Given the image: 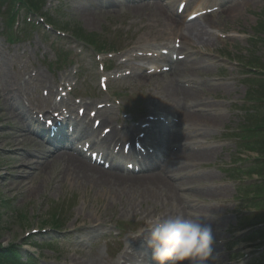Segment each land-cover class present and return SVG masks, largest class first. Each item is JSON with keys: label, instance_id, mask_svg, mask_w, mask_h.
<instances>
[{"label": "rangeland", "instance_id": "1", "mask_svg": "<svg viewBox=\"0 0 264 264\" xmlns=\"http://www.w3.org/2000/svg\"><path fill=\"white\" fill-rule=\"evenodd\" d=\"M8 1H1L4 18L0 17V90L5 87L3 80L8 79L14 87H22L24 99L29 97L30 103L46 111L52 109L49 105L55 103L60 94L69 93L68 97L63 95L61 108L69 110L72 116L83 106L88 107L87 110L104 107L98 110L101 113L107 107L111 110L109 115L114 114L117 119L105 116L107 120L101 128L116 123L129 124L122 134L131 141L139 134L133 126L146 124L144 119L151 115V110L162 115L178 113L179 122L169 117L172 119L169 132L176 133L181 140L185 134L190 140L176 142L187 146L173 145L172 153L176 150L189 153L194 148L215 150L216 154L202 161L170 157L169 164L180 167L171 178L178 187L171 196L114 195L112 190H101L91 183L80 184L71 177L66 178L65 166L60 162L54 164L52 174L50 170L42 172L41 163L36 160L45 161L43 155L49 147L40 149L36 142L18 138L17 130L1 128L4 121L16 126L20 123L4 110L5 96H0L2 247H17L19 264H27L32 258L35 264H74L75 261L77 264H117L126 241L148 218L210 215L214 218L207 221L213 229V252L217 257L210 258L208 264H245L255 256L259 257L257 264H264L260 251L252 252L248 247L249 243L259 242L254 235L247 236V225L255 221L243 218L240 223L238 217L242 212L237 215L242 210V198L248 195L242 184L254 183L259 176L254 169H241L248 165L241 158L257 153L240 149L237 135H242V126H256L264 120V107H257L252 117L251 111H244L250 91L254 94L257 90V96H264V83L259 80V74L247 67L259 68L264 63V0H160L161 3H151L152 6H133L130 0H121L120 4H116L118 0H105L109 1L105 2L108 5L101 4L97 8L90 0H45V3L39 2L43 9L41 14H46V21L65 34L44 30L21 16V39L15 42H11L17 34L8 23L12 17L8 9L10 7L13 15L16 0L7 4ZM182 1L186 2V10L180 11L182 19L187 20L188 14L205 7L208 14L204 16H212L211 27L204 23V32L208 33L204 41L208 44L198 39V34L192 38L187 30L172 21ZM238 3L241 10L230 15L227 11ZM158 7L165 12L156 11ZM86 9L91 11L90 21L86 20ZM22 11L26 16L25 4ZM160 44L164 48L174 46L178 59H185L182 61L187 63L183 68L185 72H181V67L171 68L166 62L159 65L156 74L150 73L144 65L139 66L144 67L140 72L133 65L141 61L120 60L123 50L129 51L131 58L143 50L153 52L152 47ZM113 49L117 52L106 54ZM182 55L184 58H180ZM126 71L134 76L125 75ZM102 76L107 78V90L99 85ZM168 84L197 92L200 102L186 101L183 97L167 99ZM199 104L211 106L209 115H222L223 120L217 125L183 120L181 109L194 114L207 111L199 108ZM173 136L172 142L175 141ZM41 142L45 145L43 140ZM17 143H20V152L8 154ZM22 158L31 162L21 169L24 176L17 179L18 172L9 167L17 165L19 160L23 162ZM200 175L201 180L190 181ZM26 178L30 180L19 185L20 180ZM183 179L186 182L178 185ZM34 188L40 190L33 192ZM52 220L60 226L55 227ZM120 225L124 228L122 233ZM53 227L63 232L59 234ZM243 237L245 239L239 243Z\"/></svg>", "mask_w": 264, "mask_h": 264}, {"label": "bare ground", "instance_id": "2", "mask_svg": "<svg viewBox=\"0 0 264 264\" xmlns=\"http://www.w3.org/2000/svg\"><path fill=\"white\" fill-rule=\"evenodd\" d=\"M91 4L95 7L100 6L101 4H103L104 2L101 0H90ZM239 4H235L234 7L230 10L227 11L230 15L234 16L235 14H237L241 9H238ZM89 9L84 10V12H87L88 15L86 16V20L90 21V17L91 16V11L89 12ZM156 11H160V12H165L163 10L162 7H158ZM93 12V11H92ZM95 12V11H94ZM93 12V13H94ZM234 13V14H233ZM177 17H171L173 22H176L178 24V26L181 29L187 30L190 34V36H192V38L194 36H197V38L201 39V41L205 42V44H208V42L204 41V38L206 35H208V33L205 31V25L208 27L212 26V22H213V18L210 17H204L202 20L198 21L197 19L192 21V22H188L186 23L185 21H183V19L181 17H178L179 15L176 14ZM205 23V25H204ZM204 25V26H203ZM207 27V28H208ZM205 35V36H204ZM191 38V37H190ZM187 63L185 61H177L175 63V67L174 69L176 70L179 69L180 67L181 72H185L184 71V66ZM0 81L2 82V79L0 78ZM5 87L2 88L0 91L2 92V95L0 96H5L4 99V105H5V111L8 112L9 115L12 116L13 119L17 120L21 126L19 125H15V123H9L8 121H4L5 125H2V129L4 131H13V130H17V134L16 136L18 138H24V140L27 139H32L35 142H39V140L34 137L37 136L33 130L29 127V125L26 123V121L23 120L22 118V110L24 111L26 106L25 103L23 102H19V104H17V101L19 100V95L18 93L20 92V90L18 88H15L11 81L8 79H4L3 80ZM8 91L11 92V95H6L8 93ZM166 91V95H167V99H175L176 97H183L184 100L186 101H196V102H200L199 99V94L193 90H189V89H185L183 87H179L178 85L175 84H168L165 88ZM10 97H12L10 99ZM199 108H203L205 111H202L201 114H194L193 112L190 111H183L182 109L180 110V115L183 118V120L187 121V122H191V120H195V122L200 123V122H205L207 124H212V125H217L218 123H220L223 120L222 115L220 116H214V115H209L210 112H208L209 108L211 106H198ZM30 108V107H29ZM99 113V112H98ZM111 113L110 109H104V111H102V116L103 120H107V118H105V116H109V114ZM82 119H84V122H82L81 119H77L76 120V128H73L74 126V122L71 120V118H67L63 121H61V126H59L58 124H53V128L55 130H59V133L61 134H67L68 131H74L73 136L74 138L80 136L81 138H85L88 136V131L90 129V123L87 122V119H89L88 114H85L81 117ZM120 132L119 130H115L112 129L108 132V134H106L105 136H103L102 141L103 140H109L112 144L113 140H115L117 133ZM185 134L183 135L182 140L180 139V137H178L176 135V133L174 134V140L175 142H184V141H189V138H185L184 137ZM16 139V138H15ZM17 140V139H16ZM19 145L20 143H17L14 145V149H10L9 151H7L8 154H13V155H17L18 152H20L21 149H19ZM40 146V148H42L41 145H37ZM179 146L181 148L186 147L187 145H183L179 143ZM216 154V151L214 150H196V149H192L189 153H181V152H174V153H170L169 157L171 156H175V158L179 159H184L186 161L188 160H206L208 158H212L213 155ZM60 155H54L53 152H47V154L43 155V158L45 159V161H40V160H36V162L41 163V171L45 172L47 170V172L49 171L51 174L53 173V167H54V161L58 160V162L62 163L65 166V176L66 178L71 177L72 180L76 183H80V184H88L91 183L94 186H98L101 190L104 189L105 191H114V195H119V196H127V194L129 193H141L144 196L148 197V196H152L153 198H157L159 196H162L161 194H164L166 196H171L173 193L177 192L178 187L175 186V184L173 183V181L171 180V176H175L178 172L180 171L179 168L180 167H175L170 163V158L168 157L166 160L163 161V164H161V171L164 172L163 173H151V174H144V175H134V174H126L125 173H121L118 171H113V170H104L101 168H97L96 166H93L92 163L88 160H83V159H77L75 157H71L68 155H64L61 157H58ZM152 158V157H150ZM148 158V160L150 159ZM24 159V158H22ZM28 159H24L23 162L21 160L18 161L17 165L15 166H11L9 167V169L18 172L17 175V179H19L22 175V168L24 166H29ZM182 163V162H181ZM24 176V175H23ZM22 176V177H23ZM199 178V179H198ZM202 179V175L198 176L195 179H192L190 181H196V180H201ZM27 180H30V178H26L24 180H20L19 185H24L25 182H27ZM186 182L184 179L179 183L178 185L182 186V184ZM106 187V189H105ZM115 188V190H113ZM40 190V188H38ZM37 190V188H34L32 191L36 192L39 191ZM111 198H113L114 196H109ZM130 204H133L130 203ZM132 208V207H131ZM206 223V222H205ZM123 259V264H128V263H133L136 258L132 253H125L122 257ZM121 262V263H122ZM74 264H77V262L75 261Z\"/></svg>", "mask_w": 264, "mask_h": 264}, {"label": "clouds", "instance_id": "3", "mask_svg": "<svg viewBox=\"0 0 264 264\" xmlns=\"http://www.w3.org/2000/svg\"><path fill=\"white\" fill-rule=\"evenodd\" d=\"M212 216L156 215L148 218L137 236L147 233L144 243L159 264H208L213 257Z\"/></svg>", "mask_w": 264, "mask_h": 264}, {"label": "trees", "instance_id": "4", "mask_svg": "<svg viewBox=\"0 0 264 264\" xmlns=\"http://www.w3.org/2000/svg\"><path fill=\"white\" fill-rule=\"evenodd\" d=\"M263 70L262 77L259 79L261 82L264 83V63L262 66H258ZM256 93H252L250 95V98L253 102L259 103L256 106L257 107H264V96L263 94L257 96L258 92L255 90ZM257 96V97H256ZM263 104V105H262ZM253 109V108H251ZM254 113H251V117ZM251 117H249L251 119ZM250 122V121H248ZM256 133H251L249 135H246L245 138L247 139V142L243 144V148L245 150H251L256 152L258 156V161L254 163V171H256L262 178V183L250 185V187L246 188V192L248 193L250 206L255 205L259 208V211H262L259 216L261 220L264 221V120L261 123H258V125L255 127ZM263 158V159H261ZM252 202V204H251ZM20 257V252L17 250L16 247H9V248H3L0 244V264H19L18 259Z\"/></svg>", "mask_w": 264, "mask_h": 264}]
</instances>
